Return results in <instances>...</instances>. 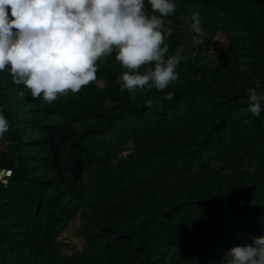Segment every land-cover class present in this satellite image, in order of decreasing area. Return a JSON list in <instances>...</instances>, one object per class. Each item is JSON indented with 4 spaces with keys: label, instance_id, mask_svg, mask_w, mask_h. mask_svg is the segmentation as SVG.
<instances>
[{
    "label": "trees",
    "instance_id": "1",
    "mask_svg": "<svg viewBox=\"0 0 264 264\" xmlns=\"http://www.w3.org/2000/svg\"><path fill=\"white\" fill-rule=\"evenodd\" d=\"M175 3L164 22L185 26L198 11L208 41L163 90H121L129 70L115 52L51 103L0 71L11 122L0 167L13 171L0 185V264H225L228 249L264 235V111L247 100L257 81L264 91V0ZM183 42L170 32L166 56ZM77 218L82 252L62 255Z\"/></svg>",
    "mask_w": 264,
    "mask_h": 264
},
{
    "label": "clouds",
    "instance_id": "2",
    "mask_svg": "<svg viewBox=\"0 0 264 264\" xmlns=\"http://www.w3.org/2000/svg\"><path fill=\"white\" fill-rule=\"evenodd\" d=\"M0 0V71L8 66L12 81L33 97L51 103L58 95L75 93L94 81L102 56L115 52L129 71L121 73V90L134 92L152 81L160 90L175 81L178 55H167L165 17L175 0ZM190 30L201 34L198 11L191 13ZM154 62L147 72L135 71ZM247 89L248 109L264 111V91ZM172 93H169L171 96ZM151 104L152 101H146ZM0 109V141L10 129ZM225 264H264V235L236 245L225 254Z\"/></svg>",
    "mask_w": 264,
    "mask_h": 264
},
{
    "label": "rangeland",
    "instance_id": "3",
    "mask_svg": "<svg viewBox=\"0 0 264 264\" xmlns=\"http://www.w3.org/2000/svg\"><path fill=\"white\" fill-rule=\"evenodd\" d=\"M164 26L166 31L165 41L168 38L170 32L174 31H182L184 34V42L183 45L178 49L175 55L180 57V60H188L194 57V49L197 45H207L208 34L202 32L201 34H194L190 30V24L185 26L174 25L169 22H164ZM215 41L219 43L220 48H224L227 46L226 39L221 35L216 36ZM216 58V50H210L208 53V58ZM215 60V59H214ZM98 84L103 86L101 81H98ZM126 153V152H125ZM82 226V220L77 218L71 227L61 236V239L66 242L67 247L64 248L61 253L62 255L71 256L73 253H77L80 256L83 246H84V238L79 235L78 229Z\"/></svg>",
    "mask_w": 264,
    "mask_h": 264
},
{
    "label": "built area",
    "instance_id": "4",
    "mask_svg": "<svg viewBox=\"0 0 264 264\" xmlns=\"http://www.w3.org/2000/svg\"><path fill=\"white\" fill-rule=\"evenodd\" d=\"M12 176L13 171L11 169L0 167V185L7 186Z\"/></svg>",
    "mask_w": 264,
    "mask_h": 264
}]
</instances>
